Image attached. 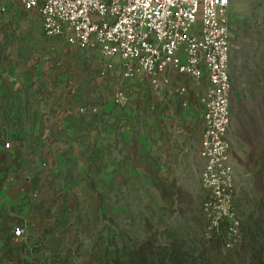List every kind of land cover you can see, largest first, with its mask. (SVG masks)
Instances as JSON below:
<instances>
[{"label": "rangeland", "instance_id": "obj_1", "mask_svg": "<svg viewBox=\"0 0 264 264\" xmlns=\"http://www.w3.org/2000/svg\"><path fill=\"white\" fill-rule=\"evenodd\" d=\"M12 6L0 22V139L16 151L0 152V202L25 206L14 224L24 236L55 237L72 256L52 250L42 264H264V0L228 7L239 225L212 230L194 104L205 84L171 76L195 89L186 107L170 88L105 70L98 50L46 37L38 12Z\"/></svg>", "mask_w": 264, "mask_h": 264}, {"label": "built area", "instance_id": "obj_2", "mask_svg": "<svg viewBox=\"0 0 264 264\" xmlns=\"http://www.w3.org/2000/svg\"><path fill=\"white\" fill-rule=\"evenodd\" d=\"M22 10L38 12L43 33L73 48L98 50L107 60L105 70L119 67L124 76L149 84L158 93L172 89L191 103L190 83L170 85L171 76L204 83L197 101L203 110L204 130L199 156L201 178L209 193L203 209L208 229L225 220L239 225L234 211L235 177L228 138L231 121L232 35L228 20L230 0H17ZM5 7H0V22ZM192 84V83H191ZM171 86V87H170ZM3 118L0 115V123ZM14 149L0 139V152ZM1 242L26 236L24 227L0 231ZM0 264H13L0 248Z\"/></svg>", "mask_w": 264, "mask_h": 264}, {"label": "crops", "instance_id": "obj_3", "mask_svg": "<svg viewBox=\"0 0 264 264\" xmlns=\"http://www.w3.org/2000/svg\"><path fill=\"white\" fill-rule=\"evenodd\" d=\"M12 5H15V8L17 7L21 8L17 0H14L13 2L11 0H0V7L4 6L5 11L13 7ZM231 61H232V56H231ZM194 104L196 106H199L201 113H202L201 115L203 118V110H202L201 105L197 101H194ZM2 196L3 198L5 196L9 197V195H5V194H2ZM10 196L13 197L14 195L10 194ZM20 213L21 211L18 206L8 205L6 207L3 205V203L0 202V231L2 230L3 233H8V231L11 230V228L15 224V220L20 218ZM8 228L9 230L7 231ZM0 237L3 238L5 237V235L3 236L0 235ZM30 241H31L30 237L29 238L25 237L24 239H21L17 243H14V242L12 243L10 241L11 249L9 251H7L8 249H5V250L8 256H10L13 259V262H16L17 264L18 263L20 264V261H21V264H42L50 259V257L48 256L49 255L48 253H50L52 250L57 251V249L54 250L55 249L54 246H56L54 242L50 243L46 240V242L44 243L45 248L39 251L37 248H34L32 246ZM20 244L22 246L19 247ZM46 245L47 246L49 245V247H47ZM51 245H52V248H51ZM20 258L21 260L19 261L18 259Z\"/></svg>", "mask_w": 264, "mask_h": 264}, {"label": "trees", "instance_id": "obj_4", "mask_svg": "<svg viewBox=\"0 0 264 264\" xmlns=\"http://www.w3.org/2000/svg\"><path fill=\"white\" fill-rule=\"evenodd\" d=\"M0 115H1V117L3 118V122H5V118H4V114H2L1 113V111H0ZM14 151H16V150H11V151H8V152H10V153H13ZM230 155H231V150H230ZM230 160H231V156H230ZM0 162H2V160H1V158H0ZM234 172H235V169H234ZM18 207H19V209H20V211H22V213L23 214H25L26 213V208H25V206H21V204L20 205H18ZM21 218V217H20ZM19 218V219H20ZM16 226V225H15ZM12 229V228H11ZM9 230V228L7 229V231ZM10 231V230H9ZM8 231V232H9ZM50 233V232H49ZM30 238H31V244H32V246L34 247V248H37L39 251L41 250V249H43V248H45V242H40V241H36V240H34V238H35V236H30ZM48 239V240H47ZM46 240L48 241V242H50V243H55L56 244V246H57V251H53V253H54V255H55V257H56V259H57V257L58 258H60L61 256H64L65 258H64V262L65 263H67L70 259H71V253H68V252H64V248H65V244H64V242L62 241V240H59V239H55V237H51V236H49L48 238H47ZM2 244L0 245V248H2V249H8L7 251H9L10 249H11V244H10V239H6V240H4V241H2L1 242ZM50 243H49V245H50ZM21 246V244L19 245V247ZM47 246V245H46ZM52 246V245H51ZM48 247V246H47ZM67 249V248H66ZM49 260H51V259H49ZM53 262H48L47 264H52Z\"/></svg>", "mask_w": 264, "mask_h": 264}]
</instances>
